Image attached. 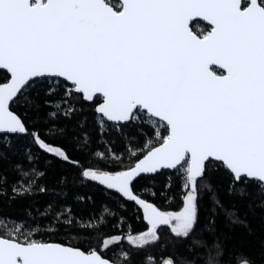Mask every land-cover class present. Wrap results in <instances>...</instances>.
<instances>
[{
  "label": "snow or ice",
  "instance_id": "obj_1",
  "mask_svg": "<svg viewBox=\"0 0 264 264\" xmlns=\"http://www.w3.org/2000/svg\"><path fill=\"white\" fill-rule=\"evenodd\" d=\"M236 229L264 260V0H0V264H256Z\"/></svg>",
  "mask_w": 264,
  "mask_h": 264
},
{
  "label": "trees",
  "instance_id": "obj_2",
  "mask_svg": "<svg viewBox=\"0 0 264 264\" xmlns=\"http://www.w3.org/2000/svg\"><path fill=\"white\" fill-rule=\"evenodd\" d=\"M201 26H203V25H201ZM167 180H168L167 176H160L154 182L153 181H146L145 183L148 184V185H151V184L154 183L156 188H157V190H159L161 187H163L165 185ZM213 183H218V180L215 177L213 178ZM81 191L82 192H87L89 195L92 194L91 190H89V189H81ZM69 197L70 198L72 197V191H69ZM57 198L58 199H64L63 197H57ZM44 202H45L44 200H41L39 206L42 207ZM225 202L228 203V204L232 203L231 201H227V200ZM167 203L168 202H165V206H167ZM249 203L250 202L247 201V200H243V201L237 200V201H235L236 210L238 211V213L241 216H243L245 214V212L248 211L247 205ZM77 210L78 211H82L83 214H86L91 209H90L89 206L81 203V204L77 205ZM2 211L5 214H10V215H13V216H19V215H21L23 213L24 209L21 206H19V205H7V206L3 207ZM130 214L131 213H129V215ZM253 226L257 229V232L259 233L258 224H254ZM135 227L138 230H141V231L145 230L144 224L139 222V221L136 222ZM231 235H232V233L230 232L229 236L231 237ZM236 235H237V237L239 239H241L244 242V246H245L244 250L248 253L249 256H251L252 259H254L256 261V264H264V260L261 259V249H260L258 240L256 238H254V237L247 236L245 233H243L239 229H236ZM166 241H167V236L165 235L164 236V241H162V244L150 249L149 251L152 254H154V255H159L163 251L164 242H166ZM144 258H145V256H144L143 253L138 255L136 257V259L138 261V264Z\"/></svg>",
  "mask_w": 264,
  "mask_h": 264
}]
</instances>
